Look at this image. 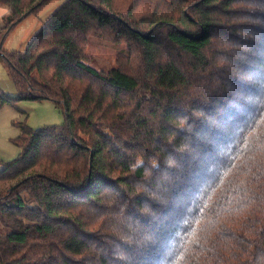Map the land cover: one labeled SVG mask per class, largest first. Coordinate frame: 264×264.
<instances>
[{
  "label": "trees",
  "instance_id": "16d2710c",
  "mask_svg": "<svg viewBox=\"0 0 264 264\" xmlns=\"http://www.w3.org/2000/svg\"><path fill=\"white\" fill-rule=\"evenodd\" d=\"M51 1L0 0L17 89L0 107L66 117L14 123L0 264H264V0H68L5 52ZM93 37L127 45L109 73L88 65Z\"/></svg>",
  "mask_w": 264,
  "mask_h": 264
},
{
  "label": "rangeland",
  "instance_id": "374dc122",
  "mask_svg": "<svg viewBox=\"0 0 264 264\" xmlns=\"http://www.w3.org/2000/svg\"><path fill=\"white\" fill-rule=\"evenodd\" d=\"M68 0H52L47 6L38 11V14L28 16L9 34L4 51L7 53L25 54L35 37L45 28V23L50 20L61 9ZM119 3V1L117 0ZM9 10L0 7V28H4L8 22L6 13ZM126 13V10H124ZM10 14V13H9ZM0 29V30H1ZM126 44H111L101 38L89 39L88 47L85 51L88 65L93 69L103 73H109L115 69L117 58L120 55H127ZM0 86L11 96H16L17 89L3 63L0 61ZM28 113L27 123L32 129L40 130L43 127H57L65 125L66 117L52 102H23L21 103ZM1 171V170H0Z\"/></svg>",
  "mask_w": 264,
  "mask_h": 264
},
{
  "label": "crops",
  "instance_id": "0c3cea01",
  "mask_svg": "<svg viewBox=\"0 0 264 264\" xmlns=\"http://www.w3.org/2000/svg\"><path fill=\"white\" fill-rule=\"evenodd\" d=\"M8 15L7 12L4 16ZM0 93L10 97L12 95H9L1 86ZM26 110H29V108H25L21 104L18 108L7 105L0 107V170H3L6 164L12 162L21 153L20 148L13 144V140L21 135L20 130L14 123L27 122L29 115Z\"/></svg>",
  "mask_w": 264,
  "mask_h": 264
},
{
  "label": "snow or ice",
  "instance_id": "6c2138e0",
  "mask_svg": "<svg viewBox=\"0 0 264 264\" xmlns=\"http://www.w3.org/2000/svg\"><path fill=\"white\" fill-rule=\"evenodd\" d=\"M260 102L264 103V97L261 98ZM181 123H183V122H181Z\"/></svg>",
  "mask_w": 264,
  "mask_h": 264
},
{
  "label": "water",
  "instance_id": "95a60500",
  "mask_svg": "<svg viewBox=\"0 0 264 264\" xmlns=\"http://www.w3.org/2000/svg\"><path fill=\"white\" fill-rule=\"evenodd\" d=\"M25 17H27V15H26ZM22 20H23V19H21V20L19 21V23L22 22Z\"/></svg>",
  "mask_w": 264,
  "mask_h": 264
}]
</instances>
